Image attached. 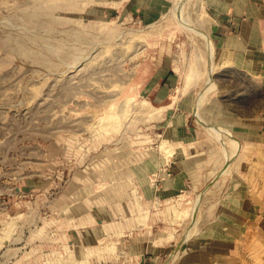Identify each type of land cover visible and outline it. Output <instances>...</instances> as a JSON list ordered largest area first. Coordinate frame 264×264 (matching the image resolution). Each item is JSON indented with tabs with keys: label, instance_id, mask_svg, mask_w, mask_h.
<instances>
[{
	"label": "rangeland",
	"instance_id": "1",
	"mask_svg": "<svg viewBox=\"0 0 264 264\" xmlns=\"http://www.w3.org/2000/svg\"><path fill=\"white\" fill-rule=\"evenodd\" d=\"M209 22L204 0H0V264H209L232 233L233 264H264L231 205L264 158L228 125L264 80L210 58Z\"/></svg>",
	"mask_w": 264,
	"mask_h": 264
},
{
	"label": "crops",
	"instance_id": "2",
	"mask_svg": "<svg viewBox=\"0 0 264 264\" xmlns=\"http://www.w3.org/2000/svg\"><path fill=\"white\" fill-rule=\"evenodd\" d=\"M204 1L210 19L205 29L215 48V61L222 67H234L247 78L264 80V0ZM241 116L237 115V119L228 116V125L236 137L233 139L236 144H254V148L259 149V157L264 158V102L257 106L253 116ZM171 193L169 190L168 195ZM231 205L238 207V215L243 219L244 229L239 232L243 249L248 250L253 239L264 244V181L254 188L249 184L245 194L237 203L234 198ZM228 235L226 241H212V245L199 246L195 250H203L202 255L211 256L209 264H233L236 236L235 233ZM201 262L207 263L204 259Z\"/></svg>",
	"mask_w": 264,
	"mask_h": 264
},
{
	"label": "bare ground",
	"instance_id": "3",
	"mask_svg": "<svg viewBox=\"0 0 264 264\" xmlns=\"http://www.w3.org/2000/svg\"><path fill=\"white\" fill-rule=\"evenodd\" d=\"M196 30V29H195ZM198 32H200V34H202L204 37H205V40H206V42H207V45H208V49H209V53H210V58L212 57V52H213V46H212V44H211V41H210V39L206 36V34H204L202 31H201V29H198L197 30ZM210 58H208L209 59V62L211 61V59ZM195 63V62H194ZM196 63L198 64L199 63V61H198V59L196 60ZM211 63H212V61H211ZM210 63V64H211ZM212 65H210V67H211ZM195 67H197V66H195ZM195 67L194 66H191V67H189V69L187 70V72H185V74L183 75V85H182V87H183V90H186L187 88H188V86H189V84H191V83H193L192 81H194L193 80V78L192 77H195L194 79L196 80V77H197V75H199V71L198 70H196L195 69ZM198 69V68H197ZM210 71H211V69H210ZM191 82V83H190ZM210 84V83H209ZM155 110V109H154ZM153 111V110H152ZM232 141V140H231ZM232 150V149H231ZM232 154V153H231ZM230 154V155H231ZM229 155V154H228ZM227 157V156H226ZM230 158V156L227 158V159H229Z\"/></svg>",
	"mask_w": 264,
	"mask_h": 264
}]
</instances>
